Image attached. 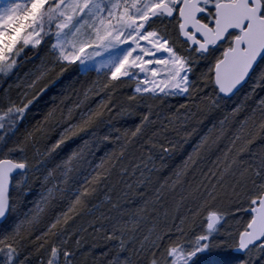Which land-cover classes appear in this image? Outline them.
Instances as JSON below:
<instances>
[{
    "label": "snow or ice",
    "instance_id": "6c2138e0",
    "mask_svg": "<svg viewBox=\"0 0 264 264\" xmlns=\"http://www.w3.org/2000/svg\"><path fill=\"white\" fill-rule=\"evenodd\" d=\"M0 264H264V0H2Z\"/></svg>",
    "mask_w": 264,
    "mask_h": 264
},
{
    "label": "trees",
    "instance_id": "16d2710c",
    "mask_svg": "<svg viewBox=\"0 0 264 264\" xmlns=\"http://www.w3.org/2000/svg\"><path fill=\"white\" fill-rule=\"evenodd\" d=\"M173 103H175V102L173 101ZM85 238L88 240L89 243L92 242V238H91V236H88V235L86 234Z\"/></svg>",
    "mask_w": 264,
    "mask_h": 264
},
{
    "label": "rangeland",
    "instance_id": "374dc122",
    "mask_svg": "<svg viewBox=\"0 0 264 264\" xmlns=\"http://www.w3.org/2000/svg\"><path fill=\"white\" fill-rule=\"evenodd\" d=\"M0 2H2V0H0Z\"/></svg>",
    "mask_w": 264,
    "mask_h": 264
}]
</instances>
